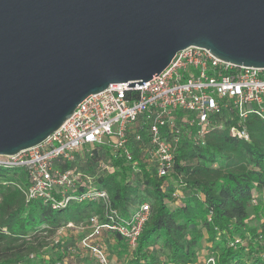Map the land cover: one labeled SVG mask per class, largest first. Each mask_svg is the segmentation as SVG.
Listing matches in <instances>:
<instances>
[{
  "label": "water",
  "instance_id": "obj_1",
  "mask_svg": "<svg viewBox=\"0 0 264 264\" xmlns=\"http://www.w3.org/2000/svg\"><path fill=\"white\" fill-rule=\"evenodd\" d=\"M189 47L264 69V0H0V156L43 143L90 95L143 86Z\"/></svg>",
  "mask_w": 264,
  "mask_h": 264
},
{
  "label": "trees",
  "instance_id": "obj_2",
  "mask_svg": "<svg viewBox=\"0 0 264 264\" xmlns=\"http://www.w3.org/2000/svg\"><path fill=\"white\" fill-rule=\"evenodd\" d=\"M215 124L204 145L195 138L196 129L183 127L173 177L159 178L138 145L133 160L139 172L135 163L121 157L114 161L107 147L87 154L88 174L68 166L92 182L79 186L78 193L89 186L107 191L112 209L122 217L150 204L137 249L121 236L104 233L123 249L124 264H206L209 258L216 264H264V120L247 117L248 141L232 135L239 126L234 114L218 116ZM28 185L23 168L0 164V264H79L71 253L76 246L81 250V233L68 229L59 242L49 240L67 224L89 221L102 203L74 202L55 210L39 200L28 202L20 190ZM256 194L263 200L252 206ZM252 221L259 223V231ZM93 264L99 263L95 259Z\"/></svg>",
  "mask_w": 264,
  "mask_h": 264
},
{
  "label": "built area",
  "instance_id": "obj_3",
  "mask_svg": "<svg viewBox=\"0 0 264 264\" xmlns=\"http://www.w3.org/2000/svg\"><path fill=\"white\" fill-rule=\"evenodd\" d=\"M234 114L239 126L232 135L248 141L244 123L250 114L264 120V69L237 67L213 56L205 48L189 47L176 53L171 64L143 86L115 84L100 94L90 95L56 132L43 143L13 157L0 156V164L21 167L29 185L20 187L26 200L49 203L55 210L71 203L98 202L103 209L79 226H64L58 235L76 229L83 236L80 247L99 264H108L99 245L104 233L121 236L131 250L150 219L151 206L142 203L128 217L112 209L107 191L89 186L78 193L82 180L73 166L76 157L92 147L109 148L113 160H133L134 145L154 167L158 177H173L175 154L183 127L196 129L194 135L204 145L215 130V119ZM219 128V127H218ZM92 150H87L90 153ZM109 169V167H107ZM206 264H216L209 258Z\"/></svg>",
  "mask_w": 264,
  "mask_h": 264
},
{
  "label": "rangeland",
  "instance_id": "obj_4",
  "mask_svg": "<svg viewBox=\"0 0 264 264\" xmlns=\"http://www.w3.org/2000/svg\"><path fill=\"white\" fill-rule=\"evenodd\" d=\"M93 148L92 147H87L86 150H84L83 152H81L75 159L74 163H73V168H77L79 171L82 170L84 172H86L88 174V171H85L87 168H88V162H87V150H92ZM101 161V160H100ZM103 161V160H102ZM105 163V162H104ZM106 164H103V168ZM108 166H106V169H107ZM263 200V196L262 195H258L256 194L254 196V201H252V206H255L257 205L260 201ZM256 203V204H255ZM250 226L253 227V230L255 231H259V223L257 221H252L250 222ZM78 232V231H77ZM76 232L77 235H80ZM67 235L68 232L66 231L64 233V235ZM63 234H60V235H55L54 238H52L50 241V243H54L55 241L56 242H59L62 237H64ZM72 236H75V235H72ZM110 242H112L111 240H109L105 235L103 238H101L99 240V245L104 249L105 253H106V257H107V261H108V264H124L126 263V258H123V260H121V257L119 255H117V251H115L114 249H111V246L108 245ZM1 247V246H0ZM76 252L75 253H71L72 257L77 260H79L78 262L80 264H93L94 261H95V258H86L85 256H83L84 253H82L81 250L77 249V246L75 248ZM49 252H52L50 250V248H48ZM54 253V252H53ZM57 254V252H55V255ZM79 257V258H77ZM88 257V256H87ZM120 260H119V259ZM65 262H68V259H66ZM122 262V263H121ZM76 264V263H75Z\"/></svg>",
  "mask_w": 264,
  "mask_h": 264
},
{
  "label": "crops",
  "instance_id": "obj_5",
  "mask_svg": "<svg viewBox=\"0 0 264 264\" xmlns=\"http://www.w3.org/2000/svg\"><path fill=\"white\" fill-rule=\"evenodd\" d=\"M107 236V238L109 239V240H111L112 242H110L108 245H110L111 246V249H114L115 251H117V255H119L120 257H121V260L123 259V257L122 256H124V251H123V249L122 248H118V246H117V244H116V241H115V237L113 236L112 237V235H110V234H107L106 235ZM79 249V248H78ZM80 250V249H79ZM81 251H82V253H85V250L83 251L82 249H81ZM123 252V253H122ZM85 254H87V253H85ZM119 259V258H118ZM120 260V259H119ZM80 264V263H79Z\"/></svg>",
  "mask_w": 264,
  "mask_h": 264
}]
</instances>
